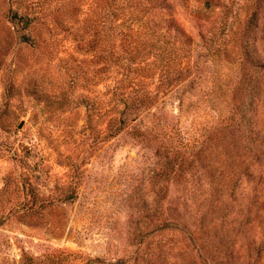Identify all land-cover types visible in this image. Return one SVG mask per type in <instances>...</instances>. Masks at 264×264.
<instances>
[{"label":"rangeland","instance_id":"1","mask_svg":"<svg viewBox=\"0 0 264 264\" xmlns=\"http://www.w3.org/2000/svg\"><path fill=\"white\" fill-rule=\"evenodd\" d=\"M20 1L0 0V264H264V0H165L202 66L145 85L166 140L106 132L119 40L100 0ZM30 2L22 40L6 15Z\"/></svg>","mask_w":264,"mask_h":264},{"label":"trees","instance_id":"2","mask_svg":"<svg viewBox=\"0 0 264 264\" xmlns=\"http://www.w3.org/2000/svg\"><path fill=\"white\" fill-rule=\"evenodd\" d=\"M18 2L22 3L20 0ZM98 4L105 13L101 21L112 23L119 40V52L114 57L116 74L119 76H116L115 84L107 86V93L111 94L107 104H112L117 114L108 121L106 132L118 134L129 127L141 134L147 130L149 135L153 132L162 140L171 139V127L155 126L156 131H153L147 123L142 125L139 112L152 100L145 85L154 83V77L157 87L160 82L173 90L192 74L201 72L198 57L190 48L187 49V45L191 44L190 39L185 36L182 40L176 32L177 26L171 35L173 20L163 13L166 10L165 0H100ZM39 6L38 2H30L23 7L24 11L9 9L6 16L13 26H17L22 40L34 38V21L40 20L34 10ZM240 55L242 62L246 51L240 50ZM249 59L254 68H263L260 59L253 56ZM107 67L108 64L104 63L99 71H106ZM145 79L149 81L143 82ZM169 146L175 149L172 143Z\"/></svg>","mask_w":264,"mask_h":264},{"label":"water","instance_id":"3","mask_svg":"<svg viewBox=\"0 0 264 264\" xmlns=\"http://www.w3.org/2000/svg\"><path fill=\"white\" fill-rule=\"evenodd\" d=\"M21 125H22V122H20V124L18 125V127H21Z\"/></svg>","mask_w":264,"mask_h":264}]
</instances>
